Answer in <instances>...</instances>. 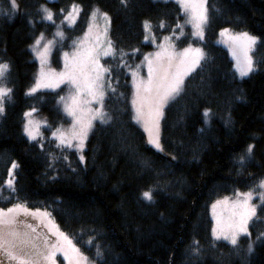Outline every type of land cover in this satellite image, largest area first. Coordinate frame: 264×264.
Wrapping results in <instances>:
<instances>
[{
  "label": "trees",
  "instance_id": "trees-1",
  "mask_svg": "<svg viewBox=\"0 0 264 264\" xmlns=\"http://www.w3.org/2000/svg\"><path fill=\"white\" fill-rule=\"evenodd\" d=\"M17 1L19 10L6 15L10 1L0 0V63L9 65L0 85L12 89L0 116V209L19 203L47 212L96 264H264V208L250 224L251 235L241 237L235 248L213 238L210 215L217 200L251 191L264 179V0L207 1L204 59L164 111L162 154L148 146L134 119L129 69L118 66L119 57L106 59L115 89H107L105 100L111 119L95 125L83 161L50 137L57 127L69 124L58 106L59 94L26 95L38 72L30 46L34 37L50 36L54 29L40 21L39 6L58 12L72 3L80 5L72 31L76 35L84 31L93 9L107 13L113 46L126 53L139 49L124 57L132 67L155 50L143 40V20H151L160 43L171 35L169 26L183 24L181 8L156 0H128L127 7L120 0ZM160 19L164 29L156 28ZM224 28L258 38L254 70L246 79L237 77L229 53L217 44ZM32 108L49 123L39 142L43 148L23 132L24 113ZM205 109L211 110L207 118ZM248 143L255 145L254 157L241 168L236 158ZM8 179H13L14 190L8 188ZM150 186L151 203L140 196ZM194 241L199 253L193 251Z\"/></svg>",
  "mask_w": 264,
  "mask_h": 264
},
{
  "label": "snow or ice",
  "instance_id": "snow-or-ice-1",
  "mask_svg": "<svg viewBox=\"0 0 264 264\" xmlns=\"http://www.w3.org/2000/svg\"><path fill=\"white\" fill-rule=\"evenodd\" d=\"M175 2L180 5L187 15L186 23L192 25L194 29L193 35L203 40L204 28L210 23L206 0H175ZM120 3L124 7L128 6V0H120ZM18 10L19 4L17 0H10V8L4 14H15ZM37 11L42 14L40 19L43 21L51 22V24L55 25L54 17H59L61 24L67 22L70 27L78 18L81 8L80 5L72 3L67 10L61 8L58 12H53L52 9L41 4ZM98 13L99 9H93L91 13L92 19H95ZM100 15L103 16L106 22L109 20L107 13H101ZM28 23L33 24L34 21L29 19ZM165 26L163 19H160L156 24L157 29H164ZM142 27L143 40L155 44L157 37L153 32L151 20H143ZM176 29H180V34L183 35V26L180 23H176L175 28L169 26L171 35L162 37V42L156 45L159 51L143 54L141 65L147 64L148 78L146 81L139 77L141 65H136L133 68L124 60L125 56H134L139 52V49L132 48L131 53H126L123 49L113 47L112 41L106 37V29L103 39L101 34L90 37L92 25L89 24L88 31L84 33L83 37L79 38L78 43L76 41L73 42L75 51L71 54V58H69L70 54L68 52H64V70L60 73H55L52 70H49L48 73L44 71L47 55L55 41L48 40L47 43L41 45V41L44 40V34L40 33L39 36L34 37V43L30 47L40 60L41 71L35 85L28 90L26 95L35 93L41 87H59L64 83L70 86V95L68 97L60 96L59 103L63 105L64 111L72 117V126L67 131L57 127L52 131V137L60 145L68 147L72 146V140H77L78 148L82 149L92 120L99 119L101 123H107L111 119L107 113L102 111L103 99L106 88L111 89L113 92H115V89L111 85L110 68L101 64L100 60L101 57H112L113 59L119 57L118 66L128 68L133 78L135 92L131 103L136 113L134 119L137 122H144L145 131L149 132V143L162 151L158 139L153 137V132L158 133L159 119L163 115L162 109L169 100H174L180 95L183 91L184 78L194 71L204 58L203 50L199 47L193 48L191 45L179 52L175 51V46L171 41L173 37H176ZM228 31L229 29L224 28L220 34L223 36ZM55 35L61 39L64 37V33L59 28ZM234 39L237 40V44L232 55L236 60V67L241 77L247 76L254 70L253 60L248 52L258 38L250 36L247 32H242ZM8 69L9 65L7 63H0V78L4 77ZM11 93V88L0 85V116L5 113L4 101L6 98H10ZM81 97H84V99H81ZM93 102L99 106L96 108L88 107ZM35 111L36 109L32 108L30 111L25 112L24 115L29 117ZM210 111V109L204 110L203 115L205 118L209 116ZM205 123H208L207 119H205ZM23 130L30 141H37L39 135L38 125H34L32 120L26 121ZM199 131L203 132V129ZM37 142L43 148V145L39 141ZM254 149L255 145L248 143L237 156L236 162L241 168L253 159ZM172 159L175 160L176 157L173 156ZM80 160L83 161L84 157L80 156ZM17 166L13 162L11 167L15 169ZM9 176H12L11 170H9ZM6 184L8 188L14 190L13 179H8ZM257 187L264 189V179L259 181ZM153 193L154 189L150 186L147 190L141 192V199L151 203L154 201ZM236 196L237 200L234 207L237 211L234 213L232 222L223 225L218 221V226L212 229V235L216 240L223 239L228 241L234 248L238 245V238L241 234L245 236L251 235L247 225L249 220L257 215L256 205L250 204L252 199L251 191L245 193L237 192ZM261 201L264 202V192L261 193ZM213 208H215V205H213ZM21 211L28 213L30 210L19 203L6 210L0 209V257L5 258L10 264L11 262H15V264H41L42 260L51 261L52 264H55L52 259L55 253L63 251L65 258L70 260V264H86L87 257H84L79 249L75 248L71 241L58 230L53 233L58 237L56 242L49 245L48 241L45 240L43 248L37 245L27 232L18 231L16 228V214ZM28 227L31 228V225ZM32 231L35 232V229H32ZM257 238L259 239V237ZM91 242L90 238L89 243ZM247 250L248 252L252 251L251 243H248ZM193 251L199 253L198 241L193 242ZM69 252L72 253L71 257ZM97 254H100L99 251ZM0 264H4V259H0Z\"/></svg>",
  "mask_w": 264,
  "mask_h": 264
},
{
  "label": "rangeland",
  "instance_id": "rangeland-1",
  "mask_svg": "<svg viewBox=\"0 0 264 264\" xmlns=\"http://www.w3.org/2000/svg\"><path fill=\"white\" fill-rule=\"evenodd\" d=\"M47 1L53 2L55 0H47ZM156 1H160V2L173 1V2H175V0H156ZM207 1L208 0H206V7H207ZM17 3H18V1H17ZM95 9H98V8H95ZM181 11H182V14H183V17H184V22L182 24V26H183V35L180 34V29H179L178 33L176 34V37H178V38L173 37L171 43L175 46V51L179 52L182 49L188 47L189 45H191L193 48L199 47V48L202 49V43H203V40L205 38V34H206V30H207L208 25L205 26V28H204V38H203V40H200L198 37L193 35L194 29H193V27H192V25L190 23H186V20H187L188 17H187V15L184 13V11L182 9H181ZM101 13H104V12H102L99 9V13L97 14L95 19H92L91 15H90L89 21H88L84 31H82L80 35H76L72 31L76 28V26L78 24L81 11H80L79 16L76 19L75 23L72 26H70V27L67 25V22H65L64 24H61V19L57 20L56 17H54L55 25L51 24V22L44 21V22L52 25L54 29H52L53 33L51 32L52 34L50 36H47L46 34H44V40L41 41V45H43L44 43H47L48 40H54L55 41L54 44L50 47V51H49V53L47 55V58H46V63L44 65L45 73H48L49 70H52L55 73H60V72H62L64 70V63H65V58H64V55H63L64 52H68L70 54L69 58H71V54L75 51L73 42L76 41L78 43L79 38L83 37L84 33L86 31H88L89 24L92 25V32L90 33V37H95V35L101 34V37L103 39L104 38L103 34H104L105 29H106L107 30L106 31V37H107V39H110V17L108 15L109 20L106 22L104 20L103 16L100 15ZM40 21H43V20L40 19ZM58 28H59L60 31H62L64 33V37L62 39L55 35V33L57 32ZM239 34L240 33L232 32L230 30L227 33H225L223 36L221 34H219V37L217 39V44L219 46H221L222 48L226 49L227 52L229 53L230 58H231V60L233 61V64H234V69H235L237 77L239 79H246V78H248L251 75V73L253 71L250 72L247 76L241 77V75H240V73H239V71H238V69L236 67V60H235V58L232 55V52H233V50H234V48L236 47V44H237V40L234 39V38L238 37ZM249 35L252 36L251 34H249ZM145 43L153 44L150 41L145 42ZM160 43H156L155 42V44H154L155 45V50L150 52V53H155V52L159 51V49L156 47V45L160 44ZM181 43L183 44V46H185L186 44L187 45L185 47H183V48H180L178 45L181 44ZM256 43H257V41H256ZM256 43L251 46V48H250V50L248 52L249 56H251V58L253 60V68H254L253 52H254V48L256 46ZM32 53H33L35 61L38 64V72H37V75H36V78H35V82L33 84V86H34L36 81H37V79L39 78V74H40V71H41V64H40V60H39L38 56L36 55V53H34L33 51H32ZM109 58H112V57H101V60H100L101 64H104V61L106 59H109ZM202 60L200 61V63L202 62ZM56 64H58V68L54 67V65H56ZM138 65H141V63L138 64ZM199 65L195 68V70L199 67ZM133 68H135V66ZM194 71L189 73L184 78V84H185L186 79ZM5 75H6V73H5ZM129 75H130V78H131V83H132L133 90L135 92V88H134V85H133V78L131 76V71L130 70H129ZM139 77L142 78L145 81L147 80L148 71H147V64L146 63L141 65V68L139 70ZM184 84H183V87H184ZM43 92H57L59 94V98H60V96L68 97L70 95V86L67 83H64V84H61L59 87H41L35 93H32L31 95H28V96L32 97V96L37 95L38 93H43ZM106 93H107V88L105 89V95H104V99H103V109H102L103 112H105ZM81 99H84V97H81ZM172 101L173 100H169L168 103H166L165 106L163 107V109H162L163 115H164L165 109L167 108V106ZM58 106L61 109V111L63 112V115L69 121V124L67 126L61 127L62 129L67 131L72 126V117L69 116L64 111L63 105L61 103H59V99H58ZM98 106L99 105H97L95 102H93L90 105H88V107H91V108H96ZM28 111H30V110H28ZM28 111H26V112H28ZM135 115H136V113H135ZM163 115L159 119L158 133L157 132H153V137L158 139V143H159L160 148L162 149V151L157 149L153 144L149 143V132L145 131L144 122L143 121L137 122V120H136L137 124L139 125V127L141 128V130L144 132V134L146 136V140H147L148 146L153 151H155L156 153H159V154L164 153L163 148H162V144H161V124H162ZM27 120H32L34 125H38L39 135L37 137V141H39V142L42 141L44 139V135H45L44 134V130L49 128V123L47 122V120L43 116L37 115L36 112H32L31 116H29V117H25V115H24L23 129H24V124L26 123ZM98 123H101V121L99 119L92 120L91 127L88 129L87 136L84 139V143H83L82 149L78 148V141L77 140H72V146L68 147L66 145H60L59 142L54 137H52V135H51L52 132L50 133V137H51V139L55 140L59 146L72 149V150L76 151L79 154V156H83L84 157V152L86 150L88 139H89V137H90L95 125L98 124ZM149 127H150V125H149ZM23 132H24V130H23ZM24 135L26 136L25 133H24ZM27 139H28V137H27ZM37 141H31V142H37ZM238 192L239 193H245V192H241V191H238ZM246 192H249V191H246ZM251 192H252V199L250 200V204L256 205V207H257V215H258V211L261 208H264V202L261 201V193L264 192V189H260V188H258L256 186L253 190H251ZM236 193H234L231 196H227V197H224V198H221V199L217 200L213 204V205H215V208H213V205L211 206L210 215H211V219H212V223H213V228L218 226L217 225L218 221L221 224H223V225H227V224L231 223L232 220L234 219V213L237 211V209L234 207V205L236 203V200H237ZM225 198H227V199H225ZM241 199H242V197H241ZM218 201H219V203H217ZM45 213H47V212L30 210L28 213H25V212L21 211L18 214H16V220H17L16 228H17V230L21 231V232H27L33 238L34 242L37 245H39L41 248L44 247V241L46 239L43 238L39 233H37V231L35 229V226L44 227L46 231H48L50 234H52L56 238V240L58 239V237L56 235H54L53 233L56 232L57 230L59 232H62L57 227V225L55 224V222L53 221L51 216L48 213H47V215H45ZM257 215L255 217H253L251 220H249L248 225H247L248 231H249V227H250L251 222L256 219ZM29 225H31V228L28 227ZM32 229H35V232H33ZM63 234L68 238V240L71 241V244L74 245L75 248L79 249L65 233H63ZM241 237H245V235L241 234L239 236L238 240ZM217 241H222V242H225V243L229 244L228 241H225L223 239H219ZM54 242H56V241H54ZM54 242H52V243H54ZM48 243H49V241H48ZM52 243H49V245L52 244ZM229 245H231V244H229ZM65 247H67V245H65ZM79 251H80V249H79ZM80 253L84 257H86L81 251H80ZM69 256L70 257L72 256L71 252H69ZM0 259H4V263L5 264H10V262H8L5 258L0 257ZM52 259L55 261V264H70V260L65 258V255H64L63 251H57ZM11 264H15V262H11ZM41 264H52V262L51 261H43L42 260ZM86 264H96V263L87 258Z\"/></svg>",
  "mask_w": 264,
  "mask_h": 264
},
{
  "label": "flooded vegetation",
  "instance_id": "flooded-vegetation-1",
  "mask_svg": "<svg viewBox=\"0 0 264 264\" xmlns=\"http://www.w3.org/2000/svg\"><path fill=\"white\" fill-rule=\"evenodd\" d=\"M38 231L43 238L49 241V243L56 241V238L48 231H46L44 227H39Z\"/></svg>",
  "mask_w": 264,
  "mask_h": 264
},
{
  "label": "bare ground",
  "instance_id": "bare-ground-1",
  "mask_svg": "<svg viewBox=\"0 0 264 264\" xmlns=\"http://www.w3.org/2000/svg\"><path fill=\"white\" fill-rule=\"evenodd\" d=\"M252 73H253V72H252ZM252 73H251V74H252ZM145 137H146V136H145Z\"/></svg>",
  "mask_w": 264,
  "mask_h": 264
}]
</instances>
